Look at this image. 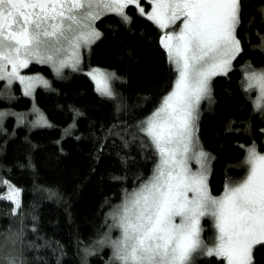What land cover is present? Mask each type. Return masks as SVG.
<instances>
[{"label": "trees", "instance_id": "1", "mask_svg": "<svg viewBox=\"0 0 264 264\" xmlns=\"http://www.w3.org/2000/svg\"><path fill=\"white\" fill-rule=\"evenodd\" d=\"M126 12L127 25L114 14L96 21L103 35L83 51L79 71L67 68L57 76L50 65L32 62L24 72L43 75L49 85H38L32 96L18 82L4 92L0 82V113L6 111L0 117V181L21 189L15 213L10 201L0 200V264H111L106 238L119 234L111 215L152 176L158 160L139 125L177 76L159 43L163 32L133 6ZM241 19L243 50L227 75L212 79L197 121L199 145L213 158L208 185L214 196L245 176L247 148L264 152V109H257L256 90L245 79L247 72L264 70V0H241ZM92 66L119 77L112 82L114 97L96 91L86 75ZM33 106L47 125L10 113L24 115ZM202 226L204 240L211 241L212 220L204 218ZM196 264L220 262L199 257Z\"/></svg>", "mask_w": 264, "mask_h": 264}, {"label": "snow or ice", "instance_id": "2", "mask_svg": "<svg viewBox=\"0 0 264 264\" xmlns=\"http://www.w3.org/2000/svg\"><path fill=\"white\" fill-rule=\"evenodd\" d=\"M0 0V80L19 81L31 95L40 76L21 75L32 62L49 64L57 76L63 69L79 71L81 49L103 35L95 22L114 14L130 24L126 9L155 24L159 43L177 73L172 90L139 125L158 157L152 176L133 191L113 217L121 235L108 239L111 264H196L199 257L220 264H259L264 261V154L247 148V172L229 182L220 196L208 180L211 155L199 145V105L211 97V81L227 75L242 52L237 30L241 0ZM180 21L179 30H169ZM168 30V31H165ZM88 75L102 96L114 97V73L90 69ZM248 87H258L257 109H264V70L252 71ZM4 113H0L2 117ZM37 123L47 125L41 115ZM194 159L199 169L193 171ZM8 191L13 213L21 208L20 189L0 181ZM213 222L215 235L205 241L202 220ZM99 243H105L104 240ZM87 251V250H86ZM257 252L260 253L259 261ZM15 264V261L12 262Z\"/></svg>", "mask_w": 264, "mask_h": 264}, {"label": "rangeland", "instance_id": "3", "mask_svg": "<svg viewBox=\"0 0 264 264\" xmlns=\"http://www.w3.org/2000/svg\"><path fill=\"white\" fill-rule=\"evenodd\" d=\"M151 9H145V11L147 12V11H150ZM96 23V22H95ZM180 24H181V22L178 20L177 22H176V25H174L173 27H172V29H169V30H176V31H178L179 30V26H180ZM95 26V28L97 29V27H96V24L94 25ZM98 30V29H97ZM99 31V30H98ZM165 31H168V30H165ZM88 48H82L81 49V56L83 55L82 53H83V51H85V50H87ZM83 57H84V55H83ZM84 59V58H83ZM49 65V64H48ZM232 65H233V61H232ZM51 66V65H50ZM52 67V66H51ZM232 67V66H231ZM53 68V67H52ZM93 68H98V67H95V66H92V67H90L88 70H87V72L90 70V69H93ZM65 69H67V68H65ZM65 69H63L62 70V72L65 70ZM101 70H104V71H107V72H109V73H112V72H110V71H108V70H105V69H102V68H100ZM54 70V69H53ZM257 72L258 71H260V70H256ZM61 72V73H62ZM56 73V72H55ZM251 72H247V74H246V86L248 87V80H247V76L250 74ZM21 75H25V76H40V77H43V79L44 80H46V78L43 76V75H41V74H26L25 72H24V69H22L21 70ZM176 78H177V76H176ZM176 80V79H175ZM0 82H2V83H4L5 82V85H4V92H9V90H10V87H11V85H9L8 84V82H7V80H0ZM13 82H18L19 83V81H13ZM112 82H113V80L111 81V87H112ZM20 84V83H19ZM21 85V87H22V90H23V93H24V85H22V84H20ZM38 85H43V84H40V83H36V85H35V87L32 89V94L31 95H29V96H32L33 95V92H34V89L38 86ZM96 85V84H95ZM173 88V87H172ZM252 89H255L256 90V97H255V105H257V101H258V98H259V96H260V92H259V88L258 87H252ZM172 90V89H171ZM170 90V91H171ZM169 91V92H170ZM1 93H2V91H0ZM168 92V93H169ZM167 93V94H168ZM166 94V95H167ZM206 99H209V98H206ZM203 100H205V99H203ZM202 100V101H203ZM202 101H201V103H202ZM201 103H200V105H201ZM200 105H199V108H200ZM160 106V105H159ZM158 106V107H159ZM157 107V108H158ZM156 108V109H157ZM155 109V110H156ZM154 110V111H155ZM153 111V112H154ZM199 111V110H198ZM152 112V113H153ZM2 113V112H1ZM4 114H6V111L5 112H3ZM11 114H13V115H16L17 117H18V119H21L22 121H25V119H26V117H33L32 119V121H31V124H37V121H39L40 120V117H41V115H42V112L40 111V109L39 108H37L36 106H33L27 113H25L24 115L23 114H21V113H18V114H16V112H10ZM151 113V114H152ZM150 114V115H151ZM149 115V116H150ZM43 116V118H44V120H46L45 119V117H44V115H42ZM148 116V117H149ZM147 119V118H146ZM145 119V120H146ZM47 121V120H46ZM203 149V148H202ZM203 151H205L204 149H203ZM206 152V151H205ZM259 152V151H258ZM208 153V152H207ZM260 153H262V154H264V152H260ZM247 156V155H246ZM246 159V158H245ZM157 162H158V160H157ZM156 162V163H157ZM189 166L192 168V170L193 171H196V170H198L199 169V165L195 162V160L194 159H192V160H190L189 161ZM155 167V166H154ZM153 174V173H152ZM246 175V174H245ZM244 178V177H243ZM242 178V179H243ZM241 179V180H242ZM2 181H8V180H6V179H3ZM9 182V184H11L12 186H14L15 188H18V187H16L15 185H13L10 181H8ZM143 184V183H142ZM141 184V185H142ZM0 185L1 186H4L5 187V190H0V196H2V195H5L6 193H7V191H8V188H7V186L6 185H4V184H2V183H0ZM141 185H139L138 187H136V189H134L133 191H135V190H137V189H139L140 188V186ZM18 189H20V188H18ZM133 191H131V192H129L128 194H126V196L124 197V199L122 200V202L117 206V209L113 212V214L111 215V218H112V225H114L115 223H116V221L113 219V217L115 216V215H117L118 213H119V211L121 210V207H122V205H123V203L125 202V200L129 197V195L133 192ZM19 199H20V203H21V189H20V197H19ZM203 227V226H202ZM214 228V227H213ZM119 229V228H118ZM121 235V232H120V229H119V234H118V236H117V238L119 237ZM214 235H215V230H214ZM214 237V236H213ZM117 238H115V239H117ZM115 239H111V240H115Z\"/></svg>", "mask_w": 264, "mask_h": 264}, {"label": "flooded vegetation", "instance_id": "4", "mask_svg": "<svg viewBox=\"0 0 264 264\" xmlns=\"http://www.w3.org/2000/svg\"><path fill=\"white\" fill-rule=\"evenodd\" d=\"M141 6H143L145 9L148 8V10L151 9V5L146 3V0H141Z\"/></svg>", "mask_w": 264, "mask_h": 264}]
</instances>
